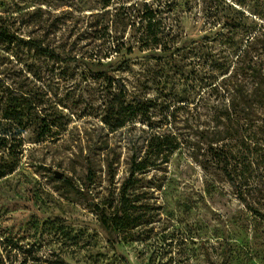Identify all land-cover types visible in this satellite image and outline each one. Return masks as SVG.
I'll return each mask as SVG.
<instances>
[{
	"label": "rangeland",
	"instance_id": "obj_1",
	"mask_svg": "<svg viewBox=\"0 0 264 264\" xmlns=\"http://www.w3.org/2000/svg\"><path fill=\"white\" fill-rule=\"evenodd\" d=\"M0 29L50 51L0 35V264H264V0H0Z\"/></svg>",
	"mask_w": 264,
	"mask_h": 264
},
{
	"label": "trees",
	"instance_id": "obj_2",
	"mask_svg": "<svg viewBox=\"0 0 264 264\" xmlns=\"http://www.w3.org/2000/svg\"><path fill=\"white\" fill-rule=\"evenodd\" d=\"M154 15L155 13L153 12V10L144 11L140 15V17L148 20V26H146L143 29L141 34L138 33L139 29H137V32H136L137 33L136 38H137V42L140 43V48H144L149 51L157 50L158 46L160 45L156 31L151 30L150 29L151 25H149L151 24V20L154 18ZM226 22L230 24L231 21L227 20ZM0 35L5 37L8 40H15V41H20L24 44L34 45L38 47L41 51L50 53L48 49L42 47V45L37 41H34V40L24 41L20 37H16L13 34L6 33L5 31H2L1 29H0ZM226 36L227 37H225L224 41L225 43H228L229 42L228 35ZM227 71H228V68H225L223 71H221V73L225 74ZM233 76H236V75L233 74ZM223 78L224 77H222V79ZM226 84L227 83L225 82V85ZM228 86L231 88L230 90L234 93L239 94L241 92L238 99L234 100L233 98H231V92L229 91ZM228 86L225 87L226 97L224 98V102L222 103L223 107H221V109L219 110H216V112L214 111V113H212V121L218 123L220 122V120H223L224 127L226 129H229L230 131H234L235 129L231 128V125L236 124V122H238L239 117L242 118L241 115L245 113L244 108H247L251 106L252 104H261V103L258 100H253V99L251 100L247 96L246 92L244 93L243 91H241L242 86H240V84L234 83L233 86L231 85H228ZM199 100L201 101V97L199 98ZM183 105L187 106L189 110L193 109L196 112V115L200 116L199 111L201 110V108H199V101L190 102L189 100H184ZM194 120L198 122L197 117H195ZM211 134H212V138H209L207 135H205L203 131L201 132L199 131L196 135L201 141H207V144L210 146V151L212 150L211 152L215 153V148L213 147L217 145L218 135H216L215 137V133H211ZM155 137L158 139L156 143V147L158 148V150L153 159H156V160L162 159V156H164L163 152H168L169 155H171L173 151L178 147V144L180 143V139L178 138V136H176L175 133L173 134L171 130L167 134H163V135L156 134ZM150 165H153V160H149V158L147 157L144 159H141L140 161H135V158H134L132 160V166H131L130 175L128 178L132 179V177L134 176L136 172H140V171L142 172L146 170V168H148ZM8 170L11 171L13 169L9 168ZM89 177H90V172L88 173L87 178ZM135 183H137V180H133L132 183L124 187H132L134 186ZM232 184H235V182L233 181ZM263 187H264V184H263ZM125 192L126 191L124 190L122 193V198H124ZM94 209H95L96 214L99 216L101 227L104 230L109 231L113 228L124 229L126 227L124 225L125 218L127 216L126 210H121L120 213L115 212L113 215H111V217H106L104 207L100 208L99 205H95ZM57 264H66V263H57ZM125 264H130V263L128 261H125Z\"/></svg>",
	"mask_w": 264,
	"mask_h": 264
}]
</instances>
